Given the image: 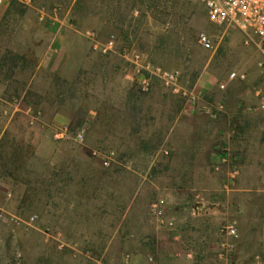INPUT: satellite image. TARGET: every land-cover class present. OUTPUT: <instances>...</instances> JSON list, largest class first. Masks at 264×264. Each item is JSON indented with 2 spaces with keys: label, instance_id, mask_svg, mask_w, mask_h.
Masks as SVG:
<instances>
[{
  "label": "rangeland",
  "instance_id": "rangeland-1",
  "mask_svg": "<svg viewBox=\"0 0 264 264\" xmlns=\"http://www.w3.org/2000/svg\"><path fill=\"white\" fill-rule=\"evenodd\" d=\"M55 31L73 53L60 64V76L26 56L43 58L40 47L51 44ZM202 32L212 36L213 50L199 45ZM111 36L114 48L103 52ZM240 40L238 32L209 24L197 0H5L0 264H120L123 246H135L134 239L112 241L108 255L99 249L113 227L108 217L117 218L121 204L130 202L165 206V217L182 220L186 229L193 210L206 204L220 210L223 204L234 217L240 203L254 202L261 206L256 213L263 212L264 112L248 109L264 79L257 56ZM134 53L178 70L182 85L197 93L195 102L186 105L155 81L144 93L143 72L130 62ZM231 72L245 79L227 81ZM175 118L191 131L181 126L168 136ZM63 130L68 138L56 140ZM78 133L81 142L74 140ZM221 148L231 160L217 171ZM94 151H112L115 158L104 167ZM234 168L239 175L230 179ZM197 226L201 239L188 244L201 255L211 243L205 223ZM137 227L130 220L127 231L134 235Z\"/></svg>",
  "mask_w": 264,
  "mask_h": 264
},
{
  "label": "crops",
  "instance_id": "crops-1",
  "mask_svg": "<svg viewBox=\"0 0 264 264\" xmlns=\"http://www.w3.org/2000/svg\"><path fill=\"white\" fill-rule=\"evenodd\" d=\"M52 33L51 44H42L40 47V50L43 48L45 52L43 58L32 54H26V56L34 61L38 68L60 76V64L62 61L67 62L73 59V53L68 44H65V38L60 35V32ZM61 75L63 76V74ZM63 77L65 79L70 78L69 76ZM252 97L254 99V96ZM239 111L240 113L243 112L242 110ZM248 111L251 114L263 112L255 110V104ZM181 126L185 128L186 133L192 129L191 125L180 123L175 118L170 124L168 136H176L177 130ZM229 155L231 160V154L229 153ZM218 158L219 155L217 161ZM234 170L237 169H232L228 175ZM224 188L226 191L228 190L227 185ZM134 205L133 202L121 204L118 208L120 210L119 216L117 218L108 217L109 225L113 227L111 230L108 229V232L105 231L103 237L105 236L106 244L103 249H99L102 255H108L114 249L112 241L119 240L124 243L134 239L135 246L131 248H128L127 245L123 246L124 250L122 249L120 253L122 258L120 264H191L193 261L204 264H225L223 259L219 258L218 243L224 237L220 232V227L227 222L234 223L238 232L233 254L235 264H264V211L256 213V210L260 209L261 206H256L254 202L240 203L234 212L235 217L227 212L223 204H221L222 210H220L219 204H206L200 211L193 210L191 214L192 225L188 229L184 228L186 225L182 224L184 223L182 220L175 217H165V206L153 204L146 207L143 204H139L141 206L137 204L134 207ZM155 206L164 211L163 217L160 218L156 215ZM135 209L141 211H137L134 219ZM130 220H134L138 226L134 235L127 231ZM202 222L205 223L204 234L206 238H209L208 242L211 244L205 252L198 255L189 248L188 242L200 241V232L202 231H198L197 225ZM90 236L89 240L92 239ZM103 237L101 236V238ZM96 264L100 263L96 261Z\"/></svg>",
  "mask_w": 264,
  "mask_h": 264
},
{
  "label": "built area",
  "instance_id": "built-area-1",
  "mask_svg": "<svg viewBox=\"0 0 264 264\" xmlns=\"http://www.w3.org/2000/svg\"><path fill=\"white\" fill-rule=\"evenodd\" d=\"M5 0H0V6ZM25 5H29L31 0H21ZM203 7L206 19L214 28L225 33L227 30H234L240 34V41L243 48L250 50L257 56L255 60L256 69L264 79V0H197ZM39 20L43 21L44 14L39 12ZM92 37V34H90ZM114 37L111 36L104 44L103 52L111 51L114 48ZM198 43L205 50L214 49V41L212 36L207 33H200L198 36ZM130 62L135 66L136 72L142 71L140 77L141 89L147 93L151 89L152 82H157L165 91L173 96L183 100V102L190 106L197 97L194 90H189L182 85L181 73L178 70H168L153 63L146 57L139 53L132 54ZM243 80V74H236L231 72L227 76V81ZM220 89L224 88V83H220ZM253 96L255 99V110L264 112V82L261 86L254 89ZM69 134L66 130L57 132L55 134L56 140L68 138ZM74 140L81 142L83 134L78 133L74 136ZM92 156L98 159L102 166L107 167L113 162L115 158L114 152H99L94 151ZM230 160V155L226 148H221L218 162L215 165V170ZM237 170L229 174L230 179H235ZM155 213L158 217L163 216V210L155 206ZM35 217H30L27 224H31ZM171 225V224H169ZM220 232L224 236L218 243L219 258L223 259L225 264H235L233 254L235 252V243L238 238L237 228L234 223L222 225ZM191 264H204L193 261ZM261 264V263H258Z\"/></svg>",
  "mask_w": 264,
  "mask_h": 264
},
{
  "label": "trees",
  "instance_id": "trees-1",
  "mask_svg": "<svg viewBox=\"0 0 264 264\" xmlns=\"http://www.w3.org/2000/svg\"><path fill=\"white\" fill-rule=\"evenodd\" d=\"M20 59H23L24 60L25 58L21 57Z\"/></svg>",
  "mask_w": 264,
  "mask_h": 264
}]
</instances>
